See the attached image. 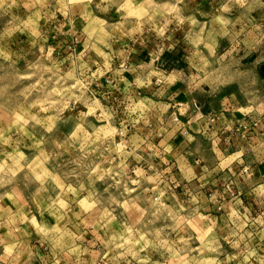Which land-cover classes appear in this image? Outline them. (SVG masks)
I'll list each match as a JSON object with an SVG mask.
<instances>
[{
  "label": "clouds",
  "instance_id": "9594fccd",
  "mask_svg": "<svg viewBox=\"0 0 264 264\" xmlns=\"http://www.w3.org/2000/svg\"><path fill=\"white\" fill-rule=\"evenodd\" d=\"M0 264H264V0H0Z\"/></svg>",
  "mask_w": 264,
  "mask_h": 264
},
{
  "label": "crops",
  "instance_id": "0c3cea01",
  "mask_svg": "<svg viewBox=\"0 0 264 264\" xmlns=\"http://www.w3.org/2000/svg\"><path fill=\"white\" fill-rule=\"evenodd\" d=\"M130 78V77H129ZM182 98V97H181ZM177 142H179V141H177Z\"/></svg>",
  "mask_w": 264,
  "mask_h": 264
}]
</instances>
